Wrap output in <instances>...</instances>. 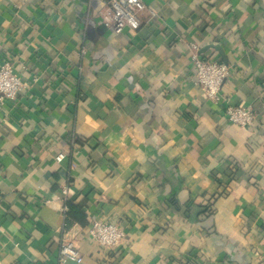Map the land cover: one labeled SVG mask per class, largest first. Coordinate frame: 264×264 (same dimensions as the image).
<instances>
[{"label":"crops","instance_id":"obj_1","mask_svg":"<svg viewBox=\"0 0 264 264\" xmlns=\"http://www.w3.org/2000/svg\"><path fill=\"white\" fill-rule=\"evenodd\" d=\"M108 1L0 0V63L25 85L0 106V264H78L58 241L83 199L66 229L81 264H264V0H141L120 35ZM194 44L230 68L219 105ZM98 220L123 229L113 249L90 238Z\"/></svg>","mask_w":264,"mask_h":264},{"label":"built area","instance_id":"obj_2","mask_svg":"<svg viewBox=\"0 0 264 264\" xmlns=\"http://www.w3.org/2000/svg\"><path fill=\"white\" fill-rule=\"evenodd\" d=\"M110 14L102 17L103 25L116 35L123 34L127 30L137 31L141 28L139 12L144 11L146 6L141 0H109ZM193 52L190 63L194 70L196 85L202 88L207 99L215 105L222 102V89L226 79L230 76V68L216 60L204 59L198 53V46L191 45ZM81 54H85L82 51ZM25 89L22 79L18 76L15 64L11 60L0 63V106L9 101H15L18 95ZM225 118L235 126L248 128L256 118L251 106L228 105L225 109ZM65 155L56 158L61 162ZM67 211L66 206L64 212ZM58 241L59 259L61 263L73 261L81 264L83 261L74 243L67 238V230L63 228ZM90 238L104 249H113L125 237L123 229L117 225L102 221H93L89 227Z\"/></svg>","mask_w":264,"mask_h":264},{"label":"trees","instance_id":"obj_3","mask_svg":"<svg viewBox=\"0 0 264 264\" xmlns=\"http://www.w3.org/2000/svg\"><path fill=\"white\" fill-rule=\"evenodd\" d=\"M78 140L75 142V144H78ZM83 199L79 203H74L71 201H66L65 206L67 208V211L64 213L65 215V228L68 229L69 226L73 223H80L82 225H85L87 222V216L83 212V208L86 204V202Z\"/></svg>","mask_w":264,"mask_h":264},{"label":"water","instance_id":"obj_4","mask_svg":"<svg viewBox=\"0 0 264 264\" xmlns=\"http://www.w3.org/2000/svg\"><path fill=\"white\" fill-rule=\"evenodd\" d=\"M208 49H214L220 52L222 56H224L223 50L220 46L210 45V46H207L203 51H207Z\"/></svg>","mask_w":264,"mask_h":264}]
</instances>
